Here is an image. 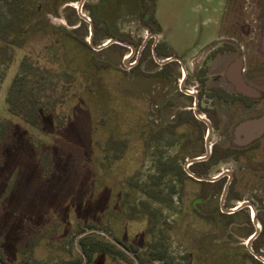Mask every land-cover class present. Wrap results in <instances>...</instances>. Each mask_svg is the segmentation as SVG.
<instances>
[{"label": "rangeland", "instance_id": "1", "mask_svg": "<svg viewBox=\"0 0 264 264\" xmlns=\"http://www.w3.org/2000/svg\"><path fill=\"white\" fill-rule=\"evenodd\" d=\"M54 1L55 12L37 20L49 21L57 27L68 26L63 6L70 3L76 7L78 1ZM86 1L96 5V14L105 20L113 34L144 39L149 33L142 20L143 3L147 0ZM225 1L155 0L153 15L161 26L160 37L176 53L188 51L187 59L196 55L201 45L207 43L205 49L226 39L229 2L226 5ZM252 2L245 3L244 11L254 10ZM3 12L4 7L0 6V13ZM52 32L36 33L27 39L25 46L56 62L59 45L47 41L51 37L55 40L62 31ZM233 37L238 41L243 38L237 33ZM104 40L102 32L96 44ZM76 44L72 43L79 53L98 59L88 45ZM21 56L19 50L0 85V119L11 118L16 123V134L0 147V247L11 264H23L26 258L42 264H56L60 258L82 259L75 246L77 233L72 235V229L74 226L86 228L88 224L108 228L115 238L136 245L139 253L145 252L150 241L160 240L167 246L168 259L173 264H208L209 258H212L210 264H222L217 258L228 248L236 255L233 264H254L246 255L249 228L229 224L227 234L225 227L202 226L194 212L186 207L193 198L194 183L187 181L179 189L172 176L162 178L158 172V160L175 155L178 147H170L171 143H148L145 121L148 78L131 69L136 51L130 55L129 49L113 46L101 49L100 56L109 66L90 73L108 81L103 90L85 95L73 111L67 106L64 113L67 117L59 115L53 121L48 120L43 126L44 132L22 125L8 113L7 88L20 70ZM124 57H127L125 63ZM73 75V71L57 67L51 71L50 78L63 83ZM218 77L222 74H214L210 81ZM26 130L41 143H30ZM219 138L220 133L214 132L213 140ZM183 160L184 155L180 154L181 164ZM226 166L220 162L211 172ZM229 166L236 171L233 185L236 199L231 204L248 199L255 190L261 193L260 185L254 184L244 172L241 159L234 158ZM153 178L156 182H152ZM170 187L175 188L174 192ZM209 248L222 251L213 257ZM261 249L264 256V238ZM123 263L122 259L112 263L105 257L100 264Z\"/></svg>", "mask_w": 264, "mask_h": 264}, {"label": "flooded vegetation", "instance_id": "2", "mask_svg": "<svg viewBox=\"0 0 264 264\" xmlns=\"http://www.w3.org/2000/svg\"><path fill=\"white\" fill-rule=\"evenodd\" d=\"M247 1L226 0V5L229 2V36L205 49L203 47L207 43L201 45L198 53L187 59L185 53L188 51L176 53L177 50L160 37L161 26L153 15L155 0H147L142 20L149 33L144 39L124 40L132 43L134 50L123 46L129 49L130 55L136 51L131 69L138 73L142 68L148 78L145 120L148 143H171L170 147H178L175 155L158 160V172L162 178L172 176L179 189L187 181L194 183L193 198L186 207L194 212L202 226L225 227L227 234L229 224L238 228L246 226L249 228L246 233L248 238L256 228L252 218L254 209L260 230L251 241L253 248V242L264 228V126L259 134L258 127H247L239 134L236 129L242 122L264 116V0H253L255 7L252 12L244 11ZM86 4L84 0L82 12L87 10ZM66 5L75 8L77 21L82 19L88 23L89 35V22L79 15L75 6ZM225 9L228 11L227 7ZM67 13L64 17L68 26L65 27H76L77 23L69 25ZM86 15L91 18L90 12ZM235 33L243 36L241 41L233 37ZM162 60L166 61L161 63ZM214 74H222V77L210 81ZM237 76L244 90H240ZM214 132L220 133L221 138L213 140ZM251 132L255 136L245 140ZM180 154L184 155L182 164ZM234 158L241 159L244 172L255 181L254 184L260 185L261 193L255 190L248 199H238L231 204L236 199L233 193L236 171L229 166V162ZM220 162L227 166L211 172L212 167ZM170 190L174 192L175 188L170 187ZM242 201L250 202L253 207L246 204L230 211ZM217 238L220 237L217 235ZM245 247L249 252L246 243ZM221 251L213 249L210 254L217 255ZM227 252L229 254V248ZM260 252L263 255L261 246Z\"/></svg>", "mask_w": 264, "mask_h": 264}, {"label": "trees", "instance_id": "3", "mask_svg": "<svg viewBox=\"0 0 264 264\" xmlns=\"http://www.w3.org/2000/svg\"><path fill=\"white\" fill-rule=\"evenodd\" d=\"M103 1L108 2L109 0ZM55 3L54 0H0V6L4 7V12L0 13V85L6 75L7 67L15 61L17 52L19 50L22 51V56L19 61L20 70L14 74L7 88L6 101L8 113L10 117L17 118L22 125L37 128L43 132L45 131L43 126L48 120L53 121L59 115L67 117L64 115L67 112V106L69 111H73V109L79 106L85 95L97 91V89L103 90L102 86L107 80H101L99 74L95 76L90 72H99L109 66L107 60L100 56L101 50H94L86 41L88 36V23L82 19L77 21L78 16L75 8L66 5L63 9L65 13L68 12L66 15L69 25H75L74 23L78 24L73 28H67L65 26L57 27L49 21L37 20L40 16L46 19L45 14L47 13H54V8L57 7ZM86 6L90 8V16L94 21L95 42L100 38L102 32L105 34V37L116 36L129 42L133 41L129 34H113L108 29L105 20L96 14V5L86 4ZM147 6L148 3L144 2V10H146ZM57 29H60L62 33L56 36L55 40L51 37L47 41H51L52 44L58 43L59 45V51L56 54L58 59L56 58V62L39 54L32 47L28 49L25 46L27 39L36 33H40V31L54 32ZM54 34L56 33L54 32ZM72 43L76 44V46H79L80 43L88 45L89 49L96 52L99 56L98 59L92 58L87 53L80 52V54L77 47H73ZM110 46L121 49L126 48L118 43H112ZM57 67L73 71L74 75L72 79L63 83L53 81L50 78V74ZM139 72L146 74L142 68H139ZM109 107L111 108V104ZM58 123L57 126L60 127L62 121L61 124L60 122ZM25 132H27L26 134L30 138V143H41V141L34 138L32 133H28L27 130ZM15 134L16 123L11 118L0 119V147L4 145L3 143H8ZM44 158L45 155H43V163H46ZM94 226L109 231L108 228L98 224L87 225V227ZM83 229L82 226H74L72 235H75ZM116 238L136 253L143 264H153L157 260H164L167 264H173L168 259L167 246L160 240L150 241L147 244L145 252L139 253L136 245L123 242L119 237ZM263 238L264 228L252 244L253 248L259 253H261L260 246L262 245ZM79 241L82 250L87 256L85 264H100L105 257H109L112 263L122 259L124 261L123 264H135L127 253L98 233L85 234L79 238ZM210 251L212 252L213 249ZM246 255L254 264H264L247 250ZM234 258H236L234 253L229 252L228 254L227 251H224V254L220 255L217 259H220L222 264H233V261L236 260ZM0 259L5 264H11L2 253L1 247ZM211 259H208L210 263ZM82 261L83 258L81 259V257L70 261L60 258L56 264H69ZM201 263L203 264V262ZM23 264L42 263L34 258H26Z\"/></svg>", "mask_w": 264, "mask_h": 264}, {"label": "water", "instance_id": "4", "mask_svg": "<svg viewBox=\"0 0 264 264\" xmlns=\"http://www.w3.org/2000/svg\"><path fill=\"white\" fill-rule=\"evenodd\" d=\"M83 2H84V0H80L76 4V8L78 10L79 15L82 18H84L85 20H87L89 22V35L87 37V41H88L89 45L93 49L99 50V49H102L103 47H105V46H107V45H109V44H111L113 42H116V43H119V44H122V45H126V46L130 47L132 50H134L135 47H134V45L132 43L126 42V41H124L122 39H119V38H116V37H111V38L107 39L102 44H99V45L95 44L94 41H93V20L89 16L86 15L87 10H85L84 12H82ZM68 4H70V3H68ZM145 41H146V39L144 40V42ZM169 59L170 58H168L166 60H169ZM166 60H162L160 62L163 63ZM236 79H237V83H239L240 90H244L245 87L243 86L242 81L240 80V78L237 76ZM252 126L253 127H258L257 134H259L260 131H261V128L264 126V116H262V117H260V118H258L256 120H249V121H245V122L240 123L237 126L236 133L239 134L245 128L252 127ZM253 136H255V133L254 132H251V133H249L247 135V137H246L245 140H248V139L252 138ZM191 174H193V173H191ZM246 204H249V205H251V207H253L250 202H248V201H242L237 207H234V208L230 209V211L235 210V209H237V208H239L241 206H244ZM252 218H253V221L256 224V228H255V231L253 232V234L250 235L247 238V240H246V246H247L249 252H251V254H253L260 261L264 262V256L261 255V254H259L258 252H256L252 248V246H251V241L253 240V238H255L258 235L259 230H260V228H259V226L257 224L256 218H255L254 209H253ZM88 233H98V234L104 236L106 239H108L109 241H111L112 243H114L117 247H119L120 249H122L125 253H127L133 259V261H134L135 264H143L139 260V258L136 255V253H134L131 249H129L125 244H123L117 238H115L114 236H112L108 231H106V230H104L102 228H98V227H86L83 230H81L80 232H78L77 235H76V237H75V246H76V249L83 256V261L80 264H85L86 263L87 256L84 253V251L82 250V246H81V243L79 241V238L82 237L85 234H88ZM0 264H5V263H3L1 261V259H0ZM69 264H78V263H69ZM153 264H167V263L164 260H157Z\"/></svg>", "mask_w": 264, "mask_h": 264}]
</instances>
